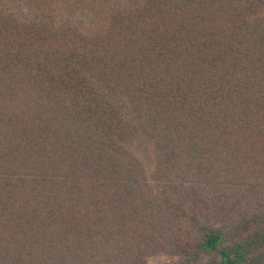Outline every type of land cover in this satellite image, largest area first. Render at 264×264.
<instances>
[{"label":"trees","instance_id":"obj_1","mask_svg":"<svg viewBox=\"0 0 264 264\" xmlns=\"http://www.w3.org/2000/svg\"><path fill=\"white\" fill-rule=\"evenodd\" d=\"M264 264V0H0V264Z\"/></svg>","mask_w":264,"mask_h":264},{"label":"rangeland","instance_id":"obj_2","mask_svg":"<svg viewBox=\"0 0 264 264\" xmlns=\"http://www.w3.org/2000/svg\"><path fill=\"white\" fill-rule=\"evenodd\" d=\"M157 262H158L157 259H152V260L150 261V264H156Z\"/></svg>","mask_w":264,"mask_h":264}]
</instances>
